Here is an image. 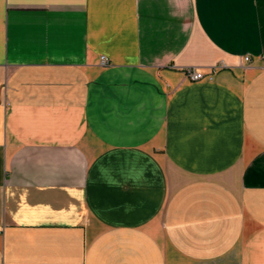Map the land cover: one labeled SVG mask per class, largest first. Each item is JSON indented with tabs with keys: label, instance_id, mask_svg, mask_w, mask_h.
Listing matches in <instances>:
<instances>
[{
	"label": "crops",
	"instance_id": "1",
	"mask_svg": "<svg viewBox=\"0 0 264 264\" xmlns=\"http://www.w3.org/2000/svg\"><path fill=\"white\" fill-rule=\"evenodd\" d=\"M262 53L264 0H0V264H264Z\"/></svg>",
	"mask_w": 264,
	"mask_h": 264
},
{
	"label": "built area",
	"instance_id": "2",
	"mask_svg": "<svg viewBox=\"0 0 264 264\" xmlns=\"http://www.w3.org/2000/svg\"><path fill=\"white\" fill-rule=\"evenodd\" d=\"M260 59L262 61H264V53H262L260 55ZM242 61L245 65H250L252 62V58L250 56L246 55V56L242 57ZM100 64L102 66H106L107 65V59H105L104 57H101L100 58ZM185 76H186L187 80L190 82H197V81L202 80L205 77V75L203 73L195 71V70H190V69L186 70Z\"/></svg>",
	"mask_w": 264,
	"mask_h": 264
}]
</instances>
